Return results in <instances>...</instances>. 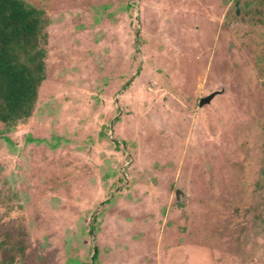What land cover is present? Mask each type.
Here are the masks:
<instances>
[{"label":"rangeland","instance_id":"obj_1","mask_svg":"<svg viewBox=\"0 0 264 264\" xmlns=\"http://www.w3.org/2000/svg\"><path fill=\"white\" fill-rule=\"evenodd\" d=\"M22 1L45 79L0 122V264H264V0Z\"/></svg>","mask_w":264,"mask_h":264},{"label":"trees","instance_id":"obj_2","mask_svg":"<svg viewBox=\"0 0 264 264\" xmlns=\"http://www.w3.org/2000/svg\"><path fill=\"white\" fill-rule=\"evenodd\" d=\"M42 15L22 0H0V122L7 126L31 115L45 79L46 41L43 35L40 44L39 35L48 21Z\"/></svg>","mask_w":264,"mask_h":264},{"label":"water","instance_id":"obj_3","mask_svg":"<svg viewBox=\"0 0 264 264\" xmlns=\"http://www.w3.org/2000/svg\"><path fill=\"white\" fill-rule=\"evenodd\" d=\"M211 98H212V96L210 95V96H208V97H206V98H202V99H200V100H199V106H202L203 104L208 103V102L210 101Z\"/></svg>","mask_w":264,"mask_h":264}]
</instances>
